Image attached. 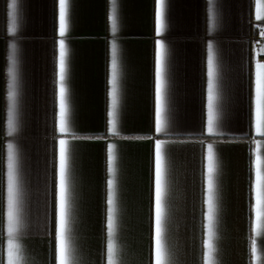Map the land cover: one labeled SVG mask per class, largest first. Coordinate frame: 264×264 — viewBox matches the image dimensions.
Returning a JSON list of instances; mask_svg holds the SVG:
<instances>
[{"label": "crops", "instance_id": "1", "mask_svg": "<svg viewBox=\"0 0 264 264\" xmlns=\"http://www.w3.org/2000/svg\"><path fill=\"white\" fill-rule=\"evenodd\" d=\"M11 0H0V264H8L7 144L19 151L20 231L13 260L58 264L54 254L58 140L69 141L71 264H155L154 142L164 141V259L206 264L205 156L217 158L212 264H264V223L255 226L250 177L264 137L252 126L251 100L259 55L251 41L264 33V0H167V29L155 35V0H117L118 32H110V0H71L70 131L55 125L54 60L58 0H20V28L10 35ZM213 15L215 23L213 25ZM166 45L168 134L154 128L155 41ZM118 48L117 129L110 110V44ZM17 45L18 132L7 135V84ZM216 64V132L206 129L208 45ZM251 85V93H250ZM74 134V135H73ZM75 136V138H74ZM114 162H108L107 147ZM113 181L110 190L107 181ZM113 199L114 227L107 230Z\"/></svg>", "mask_w": 264, "mask_h": 264}, {"label": "snow or ice", "instance_id": "2", "mask_svg": "<svg viewBox=\"0 0 264 264\" xmlns=\"http://www.w3.org/2000/svg\"><path fill=\"white\" fill-rule=\"evenodd\" d=\"M20 0H11L10 35L15 36L20 28L21 17L18 11ZM211 2V0H209ZM71 0H58V41L57 55L54 60V106L57 108L55 113V125L61 136L69 134L70 131V49L66 42V36L71 28ZM111 12L108 17L110 22V32L114 37L118 32L117 0H110ZM167 0H155V35L162 37L167 29L166 22ZM215 17L213 15V25ZM11 68L7 69V75L11 77V83L7 84L6 101L10 106L6 109V128L7 135L13 136L18 132V74H17V45L12 44ZM209 55L207 57V89H206V129L209 136L217 135L216 132V64L211 54V44L208 45ZM168 54L165 42L162 39L155 41L154 53V128L156 134H168L169 98V67L167 63ZM120 65L118 61V48L115 40L110 44V78L108 80L110 100V110L107 111V123L111 126L112 134H116L117 129V108H118V77ZM252 108V126L257 136L264 137V64H256L254 74ZM74 135V134H73ZM75 138V136H74ZM69 141L67 139L58 140V153L54 158L56 171V191H55V227H54V254L58 264H71L69 260V241H70V218H71V191H70V171H69ZM112 145L107 147L108 162L111 165L115 156ZM205 188L204 204L206 206V248L209 259L206 264H212L211 250L216 221V171L217 158L213 151V145H207L205 156ZM253 181L250 186L252 189V203L254 212L255 226L259 228L264 223V160L259 155L256 156L254 164V176L250 177ZM108 188L111 190L113 181H107ZM164 197H165V157L164 141L156 139L154 142V253L155 264H166L164 259ZM20 198H21V176L19 168V151L9 143L7 144L6 155V216H7V235L10 238L8 251V264H21L13 260L11 251V238L20 231ZM113 199H107L108 215L107 230L111 236L114 227L113 222ZM109 264H116L111 258L112 245L108 244Z\"/></svg>", "mask_w": 264, "mask_h": 264}, {"label": "built area", "instance_id": "3", "mask_svg": "<svg viewBox=\"0 0 264 264\" xmlns=\"http://www.w3.org/2000/svg\"><path fill=\"white\" fill-rule=\"evenodd\" d=\"M252 43L254 44L255 48L260 50L262 47H264V33L261 30H256L251 38ZM258 62H264V57L260 56L258 57Z\"/></svg>", "mask_w": 264, "mask_h": 264}, {"label": "trees", "instance_id": "4", "mask_svg": "<svg viewBox=\"0 0 264 264\" xmlns=\"http://www.w3.org/2000/svg\"><path fill=\"white\" fill-rule=\"evenodd\" d=\"M250 93H251V85H250Z\"/></svg>", "mask_w": 264, "mask_h": 264}]
</instances>
